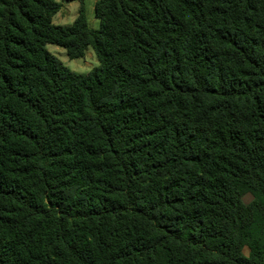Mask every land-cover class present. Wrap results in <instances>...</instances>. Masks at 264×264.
Masks as SVG:
<instances>
[{
    "label": "trees",
    "instance_id": "16d2710c",
    "mask_svg": "<svg viewBox=\"0 0 264 264\" xmlns=\"http://www.w3.org/2000/svg\"><path fill=\"white\" fill-rule=\"evenodd\" d=\"M93 14L0 0V264H264V0Z\"/></svg>",
    "mask_w": 264,
    "mask_h": 264
},
{
    "label": "rangeland",
    "instance_id": "374dc122",
    "mask_svg": "<svg viewBox=\"0 0 264 264\" xmlns=\"http://www.w3.org/2000/svg\"><path fill=\"white\" fill-rule=\"evenodd\" d=\"M97 0H85L86 4V17L88 25L91 29H98L99 22L94 18L93 7ZM60 11L53 17V23L55 25L67 26L70 25L75 16H77V9H71L66 2L61 1ZM72 4V3H71ZM73 6H77L76 3H73ZM48 52L58 58L62 64L67 67L70 71L76 74H86L93 68L98 66L96 57L91 48H87L84 52V56L80 59L69 60L66 56L65 51L62 48H59L55 45L46 46ZM252 200L250 195H245L242 198V201L247 204ZM244 254H247V250L244 249Z\"/></svg>",
    "mask_w": 264,
    "mask_h": 264
},
{
    "label": "crops",
    "instance_id": "0c3cea01",
    "mask_svg": "<svg viewBox=\"0 0 264 264\" xmlns=\"http://www.w3.org/2000/svg\"><path fill=\"white\" fill-rule=\"evenodd\" d=\"M95 1V0H94ZM72 3V4H71ZM71 3H67V5L71 8V9H73V10H76L77 9V12H78V8H79V5H78V3L77 2H71ZM73 3H76L77 4V6H73ZM84 3H85V0H84ZM85 7H86V4H85ZM87 11V10H86ZM76 17V16H75ZM75 19V18H74Z\"/></svg>",
    "mask_w": 264,
    "mask_h": 264
}]
</instances>
